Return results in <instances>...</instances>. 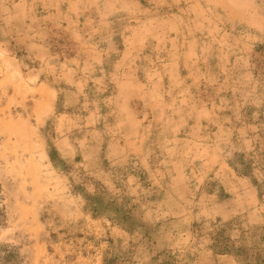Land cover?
<instances>
[{"label":"rangeland","instance_id":"374dc122","mask_svg":"<svg viewBox=\"0 0 264 264\" xmlns=\"http://www.w3.org/2000/svg\"><path fill=\"white\" fill-rule=\"evenodd\" d=\"M0 264H264V0H0Z\"/></svg>","mask_w":264,"mask_h":264}]
</instances>
